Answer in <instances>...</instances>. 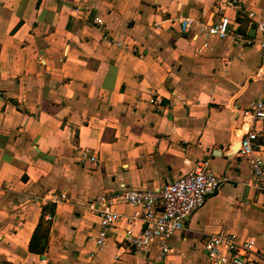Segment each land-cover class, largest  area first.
Here are the masks:
<instances>
[{"label": "crops", "instance_id": "crops-1", "mask_svg": "<svg viewBox=\"0 0 264 264\" xmlns=\"http://www.w3.org/2000/svg\"><path fill=\"white\" fill-rule=\"evenodd\" d=\"M231 1L0 0V264H148L157 249L146 258L126 241L141 230L125 220L132 206L115 201L125 219L101 248L88 206L162 187L197 160L227 182L170 239L163 264H208L203 240L217 232L264 249V196L235 149L246 124L234 119L264 102V0ZM187 17H227L252 44L183 34ZM174 95L185 103L170 107ZM53 193L66 201L48 203ZM46 205L55 210L38 255L29 243Z\"/></svg>", "mask_w": 264, "mask_h": 264}, {"label": "built area", "instance_id": "built-area-1", "mask_svg": "<svg viewBox=\"0 0 264 264\" xmlns=\"http://www.w3.org/2000/svg\"><path fill=\"white\" fill-rule=\"evenodd\" d=\"M228 4L240 9L236 0ZM249 16L252 17V13ZM95 22H99V19L95 18ZM179 26L183 34L190 27H194L198 34L206 39L222 40L230 37L235 42L252 44L251 40L243 38L242 34L235 31L227 17H221L216 22H200L187 17L179 22ZM255 31L263 58L256 77L261 78L264 75V18L256 22ZM202 47L209 49L206 42ZM179 103L185 102L179 95H174L169 106L174 107ZM155 104L159 107L161 101L156 99ZM234 119L246 124L247 128L240 142L238 156L246 160L264 196V102L257 100L249 103L241 111L235 112ZM79 156L81 161L96 162V157L89 149H80ZM226 182V177L216 176L209 170L206 160H197L189 171L180 173L162 187L125 190L117 197L98 196L88 206L97 212L99 218L96 246L101 248L111 229L124 218L115 210V201L119 199L134 208L132 216L124 218L127 223L141 225V230L137 233L131 229L126 231L128 246L136 254L146 258H149L151 250L156 248V258L148 264H163L170 252V239L184 231L188 218L202 209L206 201ZM65 201V198L57 193L47 198V202L53 205ZM203 246L208 264H264V249L258 247L252 237L243 239L229 232L211 233L205 236Z\"/></svg>", "mask_w": 264, "mask_h": 264}, {"label": "trees", "instance_id": "trees-1", "mask_svg": "<svg viewBox=\"0 0 264 264\" xmlns=\"http://www.w3.org/2000/svg\"><path fill=\"white\" fill-rule=\"evenodd\" d=\"M55 206L46 205L42 208L41 217L37 227L34 230L32 238L29 243V251L34 254L43 255L45 247L42 245L46 241L51 228L52 218L54 216ZM49 215L50 219L45 220V216Z\"/></svg>", "mask_w": 264, "mask_h": 264}, {"label": "water", "instance_id": "water-1", "mask_svg": "<svg viewBox=\"0 0 264 264\" xmlns=\"http://www.w3.org/2000/svg\"><path fill=\"white\" fill-rule=\"evenodd\" d=\"M246 129H247V128H245V130L243 131V133L240 135V137L238 138L237 143H236V145H235V149H236V147H238L237 154H238V151H239V147H240L241 139H242L243 135L245 134ZM42 245H43V246L45 245V241H43Z\"/></svg>", "mask_w": 264, "mask_h": 264}]
</instances>
